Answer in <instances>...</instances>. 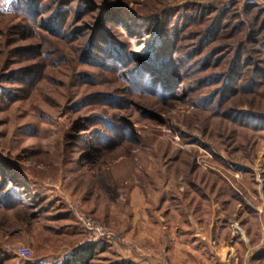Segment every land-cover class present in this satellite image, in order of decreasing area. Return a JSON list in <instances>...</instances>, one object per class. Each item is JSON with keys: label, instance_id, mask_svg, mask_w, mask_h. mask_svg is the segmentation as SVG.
Listing matches in <instances>:
<instances>
[{"label": "rangeland", "instance_id": "374dc122", "mask_svg": "<svg viewBox=\"0 0 264 264\" xmlns=\"http://www.w3.org/2000/svg\"><path fill=\"white\" fill-rule=\"evenodd\" d=\"M260 24L264 0H0V264L61 263L78 212L116 235L91 264H174L129 230L135 187L160 237L209 232L204 264H264Z\"/></svg>", "mask_w": 264, "mask_h": 264}, {"label": "crops", "instance_id": "0c3cea01", "mask_svg": "<svg viewBox=\"0 0 264 264\" xmlns=\"http://www.w3.org/2000/svg\"><path fill=\"white\" fill-rule=\"evenodd\" d=\"M130 199V209L132 211V215L135 218L133 220L131 227L129 230L132 232L139 233L138 239H147L148 244L151 246H159L162 250L168 251V256L170 257V261L174 264H195L194 259L196 258L201 260L202 264L205 263V260L200 259L201 251L205 245L209 246L210 248L213 245L212 237H208L207 235L209 232L203 228L200 224L195 221V226L192 223L189 224L188 227L177 226L174 230V236L171 239L164 238L163 235L166 237V232L161 236V231H151L150 229L154 226L153 221L149 216L148 213V204H146V198L143 197L139 193L138 188H133L129 195ZM160 208L159 206L155 209L158 211ZM167 213V210L165 211ZM156 213V212H155ZM141 217L142 222L139 224L138 218ZM159 217V216H158ZM158 223V222H157ZM197 224V225H196ZM218 229L216 228L215 233L217 234ZM214 233V234H215ZM162 239V242H159ZM205 242V244H203ZM124 253V252H123ZM201 253V254H200ZM121 254V253H120ZM222 256V252L216 253V256ZM213 256V255H212ZM215 256V255H214ZM125 258L130 261L132 264H140L141 262L138 261L134 256L133 252H129L125 250ZM163 260V259H162ZM165 261V259H164ZM207 262V261H206ZM223 261L221 260L220 263ZM223 264V263H222Z\"/></svg>", "mask_w": 264, "mask_h": 264}, {"label": "trees", "instance_id": "16d2710c", "mask_svg": "<svg viewBox=\"0 0 264 264\" xmlns=\"http://www.w3.org/2000/svg\"><path fill=\"white\" fill-rule=\"evenodd\" d=\"M14 8H16L18 10V8L16 6ZM260 26H262V28L261 27H260V29L258 28V30L255 31V32H252L251 29H246V32L247 33H246L245 36L247 37V41L250 40L249 35L251 33H253L254 35L255 34L256 35L262 34L261 30L264 29V24L263 25L260 24ZM218 30L221 31V28H219ZM239 31H240V29L239 30L238 29L236 30L237 33ZM263 39H264V36L261 37V39H258V40H255V41L257 43L259 42V44H261ZM262 44H264V42ZM164 45H165V43L162 44L161 46H159L156 51H159V53H161V52H164V51H167V50L170 49V47H169L170 45L169 44H166L165 46ZM242 50H243V47L242 46L241 47H238V51H242ZM263 51H264V49H263ZM237 58H240V55L239 54L237 55ZM236 67H237V63H236V65H234V68H236ZM147 68H149L151 70H153V69L156 70L157 72H159V74L161 76H165L166 75V77H168V75H169V71H168L169 67H162L161 66V67H158V68L157 67L156 68H152L150 66H147ZM233 69H232V71H233ZM154 70H153V72H154ZM256 71H257V73H259V75H264V73L259 72V69L258 68L256 69ZM10 194L12 195V197H16L17 194H19V193L11 192ZM18 200H19V198H18ZM19 201H23V199L20 197V200ZM98 248H99V245H88V246H85V247H83L81 249H78V250L74 251L69 257H67L66 259H64L61 263H57V264H91V262L94 259L97 251L99 250ZM36 264H43V263H36Z\"/></svg>", "mask_w": 264, "mask_h": 264}, {"label": "built area", "instance_id": "2783aa9c", "mask_svg": "<svg viewBox=\"0 0 264 264\" xmlns=\"http://www.w3.org/2000/svg\"><path fill=\"white\" fill-rule=\"evenodd\" d=\"M77 220L84 231V246L115 241L116 235L109 228L99 224L87 214L78 212ZM8 249L10 250V247ZM13 252L17 257L30 258L31 256V252L25 248L18 247Z\"/></svg>", "mask_w": 264, "mask_h": 264}]
</instances>
